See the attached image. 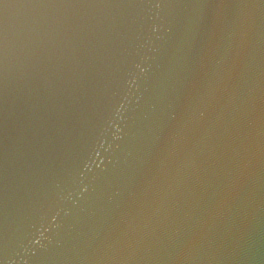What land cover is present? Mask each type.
I'll list each match as a JSON object with an SVG mask.
<instances>
[{"label":"water","instance_id":"water-1","mask_svg":"<svg viewBox=\"0 0 264 264\" xmlns=\"http://www.w3.org/2000/svg\"><path fill=\"white\" fill-rule=\"evenodd\" d=\"M115 1L0 0V264H264V0Z\"/></svg>","mask_w":264,"mask_h":264}]
</instances>
